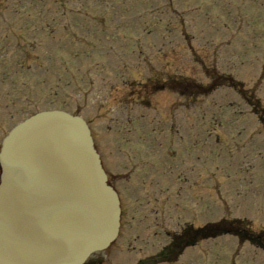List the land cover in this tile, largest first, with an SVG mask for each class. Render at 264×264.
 <instances>
[{
  "label": "rangeland",
  "instance_id": "rangeland-1",
  "mask_svg": "<svg viewBox=\"0 0 264 264\" xmlns=\"http://www.w3.org/2000/svg\"><path fill=\"white\" fill-rule=\"evenodd\" d=\"M104 3L112 5L106 14H113L114 21L112 26L109 18L104 20L106 33L97 23L79 27L90 21L86 15L63 25L58 17L47 18L35 28L23 26L27 31L18 32L23 44L18 52L10 44L12 50L0 53V141L24 115L50 107L76 110L89 119L100 152L174 144L176 165L165 169L176 182L166 191L168 228L224 216H247L254 227H263L264 120L251 109L248 88L264 109V0H0V14L14 19L17 15L9 13L81 5L94 10L92 16L105 10ZM7 23L8 30L17 32ZM66 23L82 42L63 32ZM7 28L0 30L1 37L11 36L3 33ZM13 54L23 67L7 66ZM213 67L243 81L247 99L228 86L198 98L170 89L154 91L156 81L171 75L207 86V71ZM135 87L145 95L139 102ZM187 149L195 172L192 182L190 165L183 164ZM125 180L126 175L120 176V182ZM175 231L160 234L159 241L166 244ZM119 234L103 264H137L160 249L149 234H142L127 250L122 243L128 234L124 228ZM120 245L118 254H112ZM200 245L167 264H264L263 252L249 243L238 245L228 234Z\"/></svg>",
  "mask_w": 264,
  "mask_h": 264
},
{
  "label": "water",
  "instance_id": "water-1",
  "mask_svg": "<svg viewBox=\"0 0 264 264\" xmlns=\"http://www.w3.org/2000/svg\"><path fill=\"white\" fill-rule=\"evenodd\" d=\"M83 118L43 111L3 140L0 264H78L116 236L119 205Z\"/></svg>",
  "mask_w": 264,
  "mask_h": 264
},
{
  "label": "trees",
  "instance_id": "trees-1",
  "mask_svg": "<svg viewBox=\"0 0 264 264\" xmlns=\"http://www.w3.org/2000/svg\"><path fill=\"white\" fill-rule=\"evenodd\" d=\"M221 84H229L236 89L242 91L243 97L247 99L246 93L244 94V90H242V83L241 82H236L233 80L231 76H223V75H217L213 78L210 84H207V86L201 84V83H195L193 80L190 79H185L181 80V78H171L170 80V88L173 91H181L179 93L182 94H191L192 96L197 95H204L207 94V92L213 90L216 88L218 85ZM190 86V87H188ZM164 86H161L162 88ZM203 93V94H202ZM254 94L251 95V103L253 104V108L255 109V112L259 114L260 118L264 120V109L258 108L259 106V101L257 102L253 101ZM264 122V121H263ZM203 230V236H215L218 234H223L224 232H230V233H235L237 234L242 240L248 239L250 240L253 244H256L260 247L264 248V230L262 231H255L253 230L248 222L246 221H234V222H224V223H215L213 226L209 225L205 227ZM88 264H98L97 260L91 261Z\"/></svg>",
  "mask_w": 264,
  "mask_h": 264
},
{
  "label": "flooded vegetation",
  "instance_id": "flooded-vegetation-1",
  "mask_svg": "<svg viewBox=\"0 0 264 264\" xmlns=\"http://www.w3.org/2000/svg\"><path fill=\"white\" fill-rule=\"evenodd\" d=\"M75 8H79V7H75ZM75 8H65V9L55 8V9H50V10H45V11L26 12V13L16 12L14 14H11V15H15V16L17 15L16 18L10 19V20H12L11 22L17 21L16 23L20 24V25H26V23H31L28 20L40 18L41 21L43 23H45L47 18H50V17H54L56 19V17L60 18V17H63L65 15H75V13H81V12H76V11L73 12V10ZM68 10L70 12H68ZM2 16L6 17L7 15H2ZM19 16H22V17H19ZM20 19H24L25 21H23L21 23ZM2 22H4V20ZM37 23H39V22L36 21V23H34V28L36 27ZM68 26H69V23H66L65 27H68ZM20 30H23V27H17V32L10 31V30H8V28L3 31V33H7V31L9 33H11V36H13V38H12V40H10L9 38L11 36H9V35H7V37H5V39H3L4 37H0V53H2V55H4L5 52H8V51L12 50V47L10 46V44L14 45L13 49H16V52H18L19 49L23 48V44H22L21 39L19 37L20 34L18 33ZM23 31L25 32L27 30H23ZM14 36H16V37H14ZM17 57L18 56L16 54H13L12 55L13 60L6 62L7 66L11 65V66H14L15 68L23 67L22 64L17 63L15 61V58H17ZM2 66L4 67L3 64H2ZM29 66L30 65L28 64L27 67L29 68Z\"/></svg>",
  "mask_w": 264,
  "mask_h": 264
}]
</instances>
